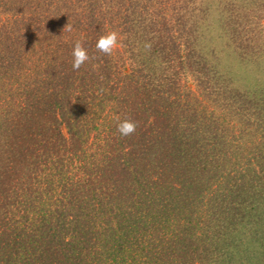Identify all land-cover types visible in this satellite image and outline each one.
I'll return each instance as SVG.
<instances>
[{"label": "trees", "instance_id": "trees-1", "mask_svg": "<svg viewBox=\"0 0 264 264\" xmlns=\"http://www.w3.org/2000/svg\"><path fill=\"white\" fill-rule=\"evenodd\" d=\"M263 3L0 0V264H252L237 234L264 226V92L229 88L207 34L213 14L251 58ZM232 98L243 128L219 129L209 105ZM246 135L260 150L231 164Z\"/></svg>", "mask_w": 264, "mask_h": 264}, {"label": "rangeland", "instance_id": "rangeland-1", "mask_svg": "<svg viewBox=\"0 0 264 264\" xmlns=\"http://www.w3.org/2000/svg\"><path fill=\"white\" fill-rule=\"evenodd\" d=\"M209 20H211L215 28L212 27L210 21H208V23H210L209 33L207 34L208 36H210V41L208 40V44L210 48H215V57L218 56V58L221 60L222 66L224 65L225 67H227L229 69V73L231 72V77L234 80H237V82L234 81V83H230L229 88L233 90L236 88V91L239 92L241 90L247 89V87L249 86L255 91L264 92V6L262 4H259L257 7L256 5L252 15V20L255 22V24H258L257 26H259L260 24L262 29L259 30V27H255V43L254 46H252L254 55L251 58L248 56H244V59H242L239 51L235 50L231 45L232 40H229L228 37L223 34V32L226 30L217 25L215 16L213 14L209 18ZM221 24L223 26V21L221 22ZM257 31L260 32L257 33ZM247 58L250 59L249 62H244V60H246ZM214 60L216 59L214 58ZM240 78H242V80L239 82L238 79ZM187 80H191V78ZM235 94L236 93L234 91L231 93V95ZM262 96H264V94H262ZM233 99L234 98L228 99L227 101H222L219 104L218 102H214L213 104L210 103V110L208 111V113L211 115V110H213V112L215 113L214 119L216 120L215 123L218 125L217 128L220 129V127H227L229 129L233 128V130L238 129L239 127V129L243 128V123L238 117V114L237 116L233 114L234 109H229L228 106H225V102L229 103ZM219 105L221 106L218 108ZM230 148H232L233 152L229 160L231 164L238 165L247 163L249 165L251 157L254 155V153H258L261 147L258 139H254L253 137L246 135L243 139H241V141L234 139V141L230 144ZM256 158L258 159V157H255V159ZM263 161L264 160H261L259 158L260 163H263ZM258 212L264 213V208L262 210H258ZM258 225L259 226L255 227V230H249L252 233L251 242L253 244V247H249L248 243L244 244V240L239 236V233L237 234V244L239 246H244L243 249L249 248L251 252H253V256L251 258L252 264L253 262L262 260V257L264 256V226L259 222ZM243 230L248 231L244 226ZM254 231L255 233H253ZM256 238H260L258 244L256 243Z\"/></svg>", "mask_w": 264, "mask_h": 264}, {"label": "clouds", "instance_id": "clouds-1", "mask_svg": "<svg viewBox=\"0 0 264 264\" xmlns=\"http://www.w3.org/2000/svg\"><path fill=\"white\" fill-rule=\"evenodd\" d=\"M67 30H72L70 25H67ZM118 37L119 33L117 31H109L99 37L96 43V48L106 55H111L118 47ZM145 48L150 49L151 45L146 43ZM72 55L74 57L72 64L74 70H78L85 61L89 60V55L87 50L83 47L82 39L75 41ZM117 120V131L122 137L130 136L136 131L138 126L137 121L132 120L130 117H127L123 120H120V118L117 117Z\"/></svg>", "mask_w": 264, "mask_h": 264}]
</instances>
